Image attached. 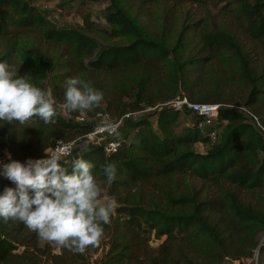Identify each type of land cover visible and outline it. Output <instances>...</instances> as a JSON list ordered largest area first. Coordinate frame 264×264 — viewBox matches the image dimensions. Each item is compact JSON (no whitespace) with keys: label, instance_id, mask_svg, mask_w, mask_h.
Instances as JSON below:
<instances>
[{"label":"trees","instance_id":"1","mask_svg":"<svg viewBox=\"0 0 264 264\" xmlns=\"http://www.w3.org/2000/svg\"><path fill=\"white\" fill-rule=\"evenodd\" d=\"M179 1L192 8L208 0ZM105 2L109 29L98 28L88 14L83 25L60 28L33 0H0V62L14 66L19 77L31 75L34 86L51 93L57 110L54 125L0 122V158L42 157L56 140L76 141L94 129L95 124L68 117L90 118L106 110L115 121L177 94L200 103L245 106L264 128V0H219L231 22L212 29L203 27L204 15L196 18L190 8L180 21L172 19L169 6L155 32L147 31L129 0ZM216 61L226 65L225 75L206 72ZM230 74L247 90L240 103L223 96ZM69 77L101 91L100 106L62 112ZM182 114L190 116V123L180 125ZM203 121L198 113L161 106L127 119L115 151L105 152L95 143L61 161L69 159L67 166L62 163L69 171L74 158L92 162L102 195L116 203L110 223L102 224L101 240L106 237V242L97 264H248L256 253L257 264H264V209L239 194L249 192L264 205V132L251 117L230 107H220L209 124L200 125ZM197 143L205 146L203 152L196 150ZM106 161L117 169L110 187L101 170ZM183 175L211 183L214 195L187 189L178 179ZM146 186L154 193L146 195ZM6 187L15 185L0 177V194ZM152 239L158 241L154 248ZM40 242L22 222L0 218V264L83 260V254L58 246L56 252L49 242Z\"/></svg>","mask_w":264,"mask_h":264},{"label":"clouds","instance_id":"2","mask_svg":"<svg viewBox=\"0 0 264 264\" xmlns=\"http://www.w3.org/2000/svg\"><path fill=\"white\" fill-rule=\"evenodd\" d=\"M30 80L31 75L19 77L14 66L0 62V122L24 126L40 120L45 125L56 124L51 93ZM102 100L103 93L88 82L76 77L65 80L61 105L65 112H90ZM103 126L109 134L120 137L118 124L105 121ZM45 152V158H29L23 163L10 154H6L7 163L0 160V176L15 185L0 194V218L22 222L39 239L83 254L89 246H99L102 224L110 223L115 201L101 203L103 188L93 174L92 162L74 158L69 171L61 163L63 151ZM101 170L104 183L110 187L116 179V164L106 161Z\"/></svg>","mask_w":264,"mask_h":264},{"label":"rangeland","instance_id":"3","mask_svg":"<svg viewBox=\"0 0 264 264\" xmlns=\"http://www.w3.org/2000/svg\"><path fill=\"white\" fill-rule=\"evenodd\" d=\"M129 3L132 5L133 13L136 12L139 15V18L148 32H155L158 30V27L161 23L163 16L165 15V10L167 7L172 6L173 10L170 12L173 18H179V21L182 19L184 12L186 9L191 7V4L180 2L179 0H129ZM33 4L38 8V10L45 16H47L50 20H52L58 27H73V26H81L83 25V16L88 14L90 19L96 24V26L100 29H109V25H107L104 21V8L108 5L105 0H33ZM223 5L222 2L219 0H208L204 6L200 7V5H196L195 7L190 8L191 12H197L196 18L200 16V14L204 15L202 19L203 27H207V29L212 28H220L222 25H229L231 19L228 15H225L221 12V6ZM147 10V13L142 9ZM179 11V13H178ZM233 31L234 25L232 24ZM102 39V38H101ZM104 40V39H103ZM117 39H105L106 42L116 41ZM253 51H258L257 47L252 46ZM258 64H260L258 62ZM226 65L223 66L222 63H218V61L213 62L207 67L206 72L219 75H225L226 72ZM206 73V74H207ZM231 77V78H230ZM229 80L231 81L228 83L222 93L223 96L231 99L229 102L233 103H240L243 97L245 96V92L247 91L246 88L237 82V80H232L231 74L229 75ZM205 88V85L202 84L198 87V93H200ZM59 109L63 112V109L59 107ZM85 115V114H81ZM87 116V115H86ZM76 123H84L77 120L76 118H70ZM153 124H155L154 116L151 117ZM87 122L92 124H96L98 121L91 116ZM180 125H185L190 123V116L188 114H182L179 118ZM206 125V124H202ZM102 137H77L74 145V154H78L80 151L85 150L86 148L93 146L96 142L101 141ZM196 150L203 152L205 150V146L197 143L195 145ZM72 158V157H71ZM70 158V159H71ZM66 161V162H65ZM62 163L64 165H68L69 159L65 160ZM178 179L183 182V184L187 187V189L196 190L199 189L203 195H214V187L211 183H205L200 179L191 177L189 175L178 176ZM145 194L154 193L151 190V186H146ZM240 197L244 199L245 202L253 204L257 206L259 209H264V205H262L260 199H256L249 192L246 191H239ZM264 195V193H262ZM113 200L112 197L108 196L107 194H103L101 196V203L107 204ZM116 205L114 203L113 207ZM262 238V233H261ZM259 236V237H260ZM258 240V239H257ZM45 242L41 240L40 244L43 245ZM106 242L105 239L101 240L99 246L92 247L89 246L87 250L83 253V260L78 262H72L71 264H97L98 259L100 257L101 252L103 251V245ZM53 245L54 250L59 252L58 248L55 247L56 245L52 242H49ZM158 241L152 239L151 243L149 244L150 247H155ZM248 264H257V253L251 259L247 260Z\"/></svg>","mask_w":264,"mask_h":264},{"label":"built area","instance_id":"4","mask_svg":"<svg viewBox=\"0 0 264 264\" xmlns=\"http://www.w3.org/2000/svg\"><path fill=\"white\" fill-rule=\"evenodd\" d=\"M161 106L162 107L171 106L174 109L179 110V111H189L191 113H198L204 118V121L200 123V125L209 124L212 121V119L216 118L220 107L235 108L238 111L244 113L246 116L251 117L254 123L264 132V128L261 125L257 116H255L245 106L233 105V104H227V103H207V102L200 103V102L191 101L184 94H177L173 98L167 101H164V102L157 103L154 106H147L144 109H141L137 112L126 113L115 121L111 119L110 113L108 111L99 110L94 115V118L98 122L95 124L94 129L90 133L86 134L85 136H88L90 138L91 137H102L101 141L96 142V144L103 145L105 152L109 153V152L115 151L119 144V137L117 138L114 136V134H109L107 131H105V128L103 126L105 121L118 124L119 125L118 131H120V128L122 127V125L125 123L127 119L132 118L136 114L148 113L150 111H154L156 108L161 107ZM77 120L81 122H87L89 120V117L85 115H79L77 117ZM210 136L212 139H214L216 136V131L215 130L211 131ZM74 145H75V140L66 141V140L58 139L54 142V144L47 151L50 154L51 152L56 151L59 148L61 151L65 153V155L62 158L63 160L65 158H69L73 156ZM45 156H46V153L42 157L33 158V159H41V158H45ZM0 160L4 161L5 163L8 162L7 156L1 157ZM17 161H20L21 163H23L26 160H17ZM0 177H3V176H0ZM4 179L8 183L13 184L11 181L7 180L6 178Z\"/></svg>","mask_w":264,"mask_h":264},{"label":"crops","instance_id":"5","mask_svg":"<svg viewBox=\"0 0 264 264\" xmlns=\"http://www.w3.org/2000/svg\"><path fill=\"white\" fill-rule=\"evenodd\" d=\"M120 132V131H119Z\"/></svg>","mask_w":264,"mask_h":264}]
</instances>
